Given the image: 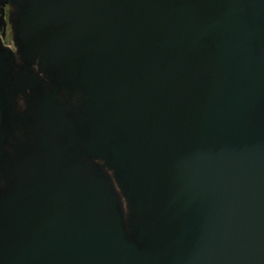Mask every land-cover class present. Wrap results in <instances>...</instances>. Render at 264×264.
I'll list each match as a JSON object with an SVG mask.
<instances>
[{"label":"water","instance_id":"obj_1","mask_svg":"<svg viewBox=\"0 0 264 264\" xmlns=\"http://www.w3.org/2000/svg\"><path fill=\"white\" fill-rule=\"evenodd\" d=\"M21 3L24 58L84 106L30 97L9 165L39 77L0 57V264H264V0Z\"/></svg>","mask_w":264,"mask_h":264},{"label":"flooded vegetation","instance_id":"obj_2","mask_svg":"<svg viewBox=\"0 0 264 264\" xmlns=\"http://www.w3.org/2000/svg\"><path fill=\"white\" fill-rule=\"evenodd\" d=\"M20 2L9 1L0 2V57L6 58L10 63V72L13 75L18 72L26 73L30 77H39V82L34 89L26 90V94L17 93L15 96V111L23 113L27 120L17 124L13 135L5 141L4 153L7 155V163L11 165L19 159L22 153L33 150L38 142L29 137V133L36 130L35 118H39L38 109L31 104L35 97L48 95L57 103L67 118L73 121L79 120V115L84 106L81 99V91L70 82L56 84V80L44 69H40L36 63L24 58V53L17 35L19 16L23 14L24 6ZM14 77V76H13ZM32 98V101L29 98ZM59 138L65 140V136L60 134ZM86 159L94 168L103 169L115 183L114 171L106 165L104 157L95 154H86ZM8 179L0 178V194L7 187Z\"/></svg>","mask_w":264,"mask_h":264}]
</instances>
